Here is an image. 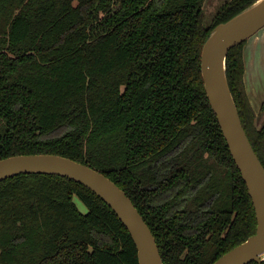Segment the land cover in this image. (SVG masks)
Listing matches in <instances>:
<instances>
[{"label":"trees","instance_id":"trees-1","mask_svg":"<svg viewBox=\"0 0 264 264\" xmlns=\"http://www.w3.org/2000/svg\"><path fill=\"white\" fill-rule=\"evenodd\" d=\"M204 1L0 0V159L53 154L100 172L131 200L163 264H212L256 232L200 54L217 24L257 0L224 3L208 27ZM243 44L229 50L225 74L264 167V102L255 114ZM0 264L138 259L126 227L91 190L20 174L0 182Z\"/></svg>","mask_w":264,"mask_h":264},{"label":"water","instance_id":"water-1","mask_svg":"<svg viewBox=\"0 0 264 264\" xmlns=\"http://www.w3.org/2000/svg\"><path fill=\"white\" fill-rule=\"evenodd\" d=\"M263 27L264 0H257L227 21L217 24L201 49L200 71L206 97L246 185L256 219L255 234L212 264H260L264 259V167L242 126L225 74L229 50ZM20 174L66 177L85 186L104 201L126 227L136 247L138 264H163L155 238L131 200L100 172L53 154L17 155L0 159V182Z\"/></svg>","mask_w":264,"mask_h":264},{"label":"crops","instance_id":"crops-1","mask_svg":"<svg viewBox=\"0 0 264 264\" xmlns=\"http://www.w3.org/2000/svg\"><path fill=\"white\" fill-rule=\"evenodd\" d=\"M242 59L244 89L252 110L255 114H258L260 107L264 102L263 29L259 30L255 35L244 41Z\"/></svg>","mask_w":264,"mask_h":264},{"label":"rangeland","instance_id":"rangeland-1","mask_svg":"<svg viewBox=\"0 0 264 264\" xmlns=\"http://www.w3.org/2000/svg\"><path fill=\"white\" fill-rule=\"evenodd\" d=\"M228 1L230 0H205L204 1L202 10H203V15H204L203 23L205 27H208L211 24L213 17L219 11L220 7ZM262 29L264 33V27ZM76 202L78 203L79 208L82 211H84L85 210L84 206L77 200ZM263 258H264V255H263Z\"/></svg>","mask_w":264,"mask_h":264}]
</instances>
